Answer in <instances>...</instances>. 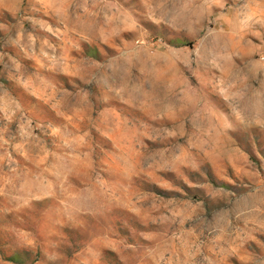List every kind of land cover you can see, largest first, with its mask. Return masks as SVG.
Returning <instances> with one entry per match:
<instances>
[{
    "label": "rangeland",
    "instance_id": "rangeland-1",
    "mask_svg": "<svg viewBox=\"0 0 264 264\" xmlns=\"http://www.w3.org/2000/svg\"><path fill=\"white\" fill-rule=\"evenodd\" d=\"M0 264H264V0H0Z\"/></svg>",
    "mask_w": 264,
    "mask_h": 264
}]
</instances>
